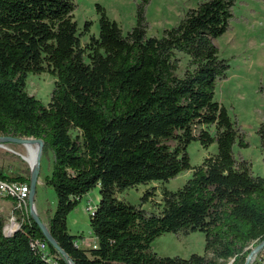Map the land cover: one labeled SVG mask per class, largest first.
Returning <instances> with one entry per match:
<instances>
[{"label":"trees","instance_id":"trees-1","mask_svg":"<svg viewBox=\"0 0 264 264\" xmlns=\"http://www.w3.org/2000/svg\"><path fill=\"white\" fill-rule=\"evenodd\" d=\"M76 1L0 0V138L40 139V154L50 152L42 181L55 206L45 228L66 255L29 213L10 235L0 217V264H244L246 247L264 241V175H253L241 152L243 169L235 167L234 147L247 134L214 99L230 65L213 39L231 28L238 0H200L159 37L147 35L151 0L137 3L126 32L96 3L97 35L87 20L78 29ZM29 73L54 78L46 103L27 94ZM256 135L264 151V122ZM191 142L215 144L216 153L192 165ZM186 171L180 188L163 189L157 212L143 207L152 190L139 204L119 196ZM0 180L28 184L29 176L0 169ZM96 186L99 200L88 213L95 244L81 248L66 216ZM196 231L204 234L203 254L151 250L164 233Z\"/></svg>","mask_w":264,"mask_h":264},{"label":"rangeland","instance_id":"rangeland-1","mask_svg":"<svg viewBox=\"0 0 264 264\" xmlns=\"http://www.w3.org/2000/svg\"><path fill=\"white\" fill-rule=\"evenodd\" d=\"M140 0H77L73 11V19L78 29L84 21H90V33L97 35L98 15L95 4L102 5L107 15L115 20L123 32H126L135 21L136 5ZM200 0H151L146 7L148 36L159 37L165 28L178 23L188 8L195 7ZM234 19L231 28L221 37L213 39L219 56L229 62L228 76L217 82L214 99L223 104L231 117L238 120L246 132L245 145L237 142L234 147L235 167L243 169V163L237 158L241 152L244 159L250 163L253 175H264V151L260 149L256 129L264 122V0H238L234 8ZM87 36L80 38L83 45ZM185 60L182 61L183 68ZM54 78L46 73L28 74L25 80L27 94L33 95L42 103L48 101V93L52 88ZM35 146L36 149V145ZM192 165L200 164L204 157L216 153V145L202 147L198 142L188 146ZM51 154L39 155L38 172L34 184L32 205L40 221L45 225L47 216L55 206V196L52 189L43 185V176L49 173ZM36 168V170H37ZM0 169L11 173L32 174L31 153L25 144L0 141ZM190 176V172H182L168 182L153 181L146 185L125 190L119 196L132 204H139L145 190L154 193L149 201L143 204L145 209L157 212L163 189L176 190ZM99 200L98 186L83 195L78 204L66 216V228L69 234H81L76 239V245L87 248L92 240L88 227V213ZM0 206L7 209L10 199H0ZM151 250L159 256L189 257L193 253L203 254L204 234L196 231L188 235L164 233L151 243ZM247 250L252 252L247 264H259L264 256V247L258 242L251 243Z\"/></svg>","mask_w":264,"mask_h":264},{"label":"built area","instance_id":"built-area-1","mask_svg":"<svg viewBox=\"0 0 264 264\" xmlns=\"http://www.w3.org/2000/svg\"><path fill=\"white\" fill-rule=\"evenodd\" d=\"M28 192H29V184L25 182H18V181L10 182V181L0 180V199L5 198V197L13 198L14 199L13 201L14 209L18 210L17 211L18 215H14V214L11 215L8 218V220L3 224L2 232L4 235H10L13 232V230L17 227L18 218L27 217L29 213L34 212L33 206L32 205L29 206L27 202ZM16 216H18L17 221L15 220ZM254 242H257V241H253L251 243H254ZM259 245H262L264 247V241L260 243ZM248 246L246 247V249L248 248ZM38 247L39 249L44 250L45 244L40 243ZM260 257H261L262 262H260L259 264H264V256L260 255ZM65 262L66 264H71L67 259H65Z\"/></svg>","mask_w":264,"mask_h":264},{"label":"water","instance_id":"water-1","mask_svg":"<svg viewBox=\"0 0 264 264\" xmlns=\"http://www.w3.org/2000/svg\"><path fill=\"white\" fill-rule=\"evenodd\" d=\"M0 141L2 142H11V143H18V144H27V143H31V144H34L36 145V150H37V154L35 156V165H36V168L38 166V161H39V155H40V152H41V146H42V142L40 139H36V138H32V137H27V138H24V137H21V138H12V137H8V138H0ZM36 173H37V170L34 174H31L30 173V176H29V192H28V197H27V202H28V205L31 206L32 205V196H33V192H34V184H35V177H36ZM31 217L34 219L36 225L40 228V230L42 231V233L44 234L46 240L52 245L55 247V249L61 254V255H64V252L58 247L55 245V242L50 238V236L48 235L47 231H46V228H45V225L40 221V219L37 217V215L34 213V212H31ZM252 254V252H250L247 256V260L249 258V256ZM247 260L244 264H247Z\"/></svg>","mask_w":264,"mask_h":264},{"label":"crops","instance_id":"crops-1","mask_svg":"<svg viewBox=\"0 0 264 264\" xmlns=\"http://www.w3.org/2000/svg\"><path fill=\"white\" fill-rule=\"evenodd\" d=\"M2 199H4V198H2ZM32 201H33V198H32ZM1 204V203H0ZM33 206V205H32ZM34 208V207H33ZM14 211V205H13V201H11V203L8 205V207H7V209H3V208H1V206H0V217H2V221H3V224L8 220V218L11 216V215H18V213H14L13 212ZM34 212H35V209H34ZM36 214V213H35ZM37 215V217L38 218H40L39 217V215L38 214H36ZM17 217L18 216H16L15 217V220L17 221ZM95 244V238H92V240H91V242H90V244H88L89 246L90 245H94Z\"/></svg>","mask_w":264,"mask_h":264},{"label":"bare ground","instance_id":"bare-ground-1","mask_svg":"<svg viewBox=\"0 0 264 264\" xmlns=\"http://www.w3.org/2000/svg\"><path fill=\"white\" fill-rule=\"evenodd\" d=\"M25 145L28 146V150L31 153L32 174H34L36 172L35 156L37 154V150L35 149V146H33L34 144L27 143Z\"/></svg>","mask_w":264,"mask_h":264}]
</instances>
